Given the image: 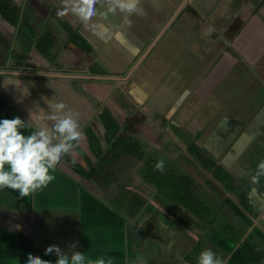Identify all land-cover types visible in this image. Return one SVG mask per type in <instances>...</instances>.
Segmentation results:
<instances>
[{
  "label": "crops",
  "instance_id": "obj_1",
  "mask_svg": "<svg viewBox=\"0 0 264 264\" xmlns=\"http://www.w3.org/2000/svg\"><path fill=\"white\" fill-rule=\"evenodd\" d=\"M69 5L7 0L9 18L0 9V77L22 108L0 98V120L32 111L34 128L63 101L79 114L84 135L69 154L82 159L85 127L106 143V110L145 154L176 161L208 208L159 191L134 154L106 165L114 174L102 186L62 157L55 179L28 197L0 189V264H25L29 253L54 262L44 255L53 244L110 264H198L205 249L226 264H264V0H101L87 21ZM225 220L241 231H219ZM247 242L262 253L256 263Z\"/></svg>",
  "mask_w": 264,
  "mask_h": 264
},
{
  "label": "clouds",
  "instance_id": "obj_2",
  "mask_svg": "<svg viewBox=\"0 0 264 264\" xmlns=\"http://www.w3.org/2000/svg\"><path fill=\"white\" fill-rule=\"evenodd\" d=\"M101 0H70L72 11L82 20L87 21L96 13V5ZM21 71L17 70L15 75ZM6 73H0L3 75ZM49 112L41 113L37 119L40 125L33 128L32 111L27 120L16 116L12 119L0 120V189L18 191L20 197L41 190L55 179L57 165L62 157L72 152L76 143L82 137L78 121L79 114L63 102H50ZM68 109V110H66ZM51 121V126L47 122ZM25 129H33L28 135ZM258 167L264 170V161ZM155 168L164 171V161L156 163ZM19 230L20 226H15ZM75 243L69 249L75 248ZM55 255V261L42 259L38 255L28 254L25 264H110L104 257L91 260L85 252L72 251L71 255L64 253L58 245H49L44 255ZM198 264H226L211 249L203 250L198 258Z\"/></svg>",
  "mask_w": 264,
  "mask_h": 264
},
{
  "label": "trees",
  "instance_id": "obj_3",
  "mask_svg": "<svg viewBox=\"0 0 264 264\" xmlns=\"http://www.w3.org/2000/svg\"><path fill=\"white\" fill-rule=\"evenodd\" d=\"M5 6H7V0H0V9L3 8L1 13L9 18L11 15L9 13L12 11L9 12L10 7L7 8ZM15 14L13 15L16 16ZM99 116L105 128V145L101 146L100 139L95 133L89 127H85L84 132L87 136L88 144L85 148V152L81 155L83 158L80 159L76 155L77 159H75L73 157L74 155L71 156L70 154L63 157L69 168L74 170L76 174L91 179V181L99 186H102L103 184L105 185L107 181L101 183L100 181L102 180L100 179L104 178V174L111 175L114 173L105 170L107 167L106 165L114 164L118 162L117 160H121V158L123 159L124 154H134L137 160H143V166L139 170L141 176L152 183L159 191L165 193V195L170 198L174 197L178 201H182L185 206L189 205L197 211L201 210L199 212L208 208L206 200H203V198L195 191V186L193 187V179L187 172L181 171V168L176 161L145 154L134 138L129 137L127 139L122 133H119L117 120L113 119L108 111H101ZM123 130L130 131L129 127H125ZM31 131L32 129H25L24 134L28 135ZM196 156L203 167L209 171H213L214 174L218 176L219 167L213 160L202 156L199 152H197ZM94 160L97 162V165L95 166L91 165ZM160 160L164 161V171L162 172L155 168L156 163ZM217 219H219L216 220L217 222H223L219 216H217ZM214 223L216 222L213 221V224ZM238 227L239 224L235 225L231 221H228L219 231H241ZM241 248L254 263H256L257 259L262 256V253H258L256 251L257 249L255 250L250 242L244 243Z\"/></svg>",
  "mask_w": 264,
  "mask_h": 264
},
{
  "label": "rangeland",
  "instance_id": "obj_4",
  "mask_svg": "<svg viewBox=\"0 0 264 264\" xmlns=\"http://www.w3.org/2000/svg\"><path fill=\"white\" fill-rule=\"evenodd\" d=\"M21 77H25V79L24 80H27L28 79V77L27 76H21ZM3 79H1V77H0V98H1V101L3 102V103H5V102H9L10 104H12L11 103V94H9V93H7L6 91V88L3 86V84H4V82H5V80H3ZM24 84H25V86H27L28 88L29 87H31V88H34V84L32 83V82H25L24 81ZM1 90H3V91H5V95H3V93L1 92ZM34 92V91H33ZM35 93V92H34ZM40 103V102H39ZM14 104V103H13ZM12 104V105H13ZM13 106L15 107V108H13ZM13 106H10V108H12V110H14V111H22V108L21 107H19V105H16V104H14ZM36 126H38V124H36ZM34 128H35V125H34ZM133 159H135V157L133 158ZM137 159V158H136ZM131 161H132V158H131ZM138 161V160H137ZM143 161V160H142ZM127 162H130V161H127ZM131 163H133V161L132 162H130V164ZM129 164V163H128ZM114 174V173H113ZM116 176L119 178V177H121V175L123 174V172L122 171H116ZM115 176V175H114ZM108 179H111V178H109V176L108 175H106L105 176V174H104V178H101L100 180H102V181H100L101 183H105L106 181H107V184H108ZM211 210H213V209H211ZM218 216L221 218L222 217V215H220V214H218ZM226 222H228L227 220H225ZM223 231H227V230H223ZM228 231H232V230H228ZM233 232H236V231H233Z\"/></svg>",
  "mask_w": 264,
  "mask_h": 264
},
{
  "label": "water",
  "instance_id": "obj_5",
  "mask_svg": "<svg viewBox=\"0 0 264 264\" xmlns=\"http://www.w3.org/2000/svg\"><path fill=\"white\" fill-rule=\"evenodd\" d=\"M99 78H114L115 79V78H124V77L123 76L122 77H119V76H107V75H103V76H99Z\"/></svg>",
  "mask_w": 264,
  "mask_h": 264
}]
</instances>
